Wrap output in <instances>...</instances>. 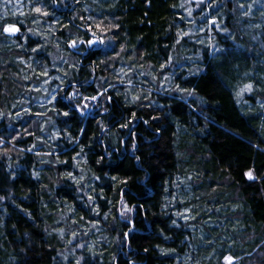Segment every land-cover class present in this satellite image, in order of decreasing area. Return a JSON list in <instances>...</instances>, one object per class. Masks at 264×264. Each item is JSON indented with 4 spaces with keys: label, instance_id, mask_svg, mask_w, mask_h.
Masks as SVG:
<instances>
[{
    "label": "trees",
    "instance_id": "16d2710c",
    "mask_svg": "<svg viewBox=\"0 0 264 264\" xmlns=\"http://www.w3.org/2000/svg\"><path fill=\"white\" fill-rule=\"evenodd\" d=\"M9 3L0 264H62L68 246L71 264H264V0ZM60 64L50 109L14 120Z\"/></svg>",
    "mask_w": 264,
    "mask_h": 264
},
{
    "label": "rangeland",
    "instance_id": "374dc122",
    "mask_svg": "<svg viewBox=\"0 0 264 264\" xmlns=\"http://www.w3.org/2000/svg\"><path fill=\"white\" fill-rule=\"evenodd\" d=\"M8 4L11 5V3H9V0H0V15H1V12L3 10H8L7 9ZM8 27H6V28H8ZM14 28H17V27H14ZM16 32H14V33H16ZM6 33L12 34L11 32H6ZM4 41L6 43H4L3 41H1V42L3 44H7L9 46V48H10V45L11 44L13 45V43H14V42H11L8 39L7 40H4ZM91 42L92 43L90 45H95V46L98 45V40H94V41H91ZM73 50H77V49L73 46ZM229 55H233V52L232 51H229ZM12 62H23V63H26L22 58H19V57H14L13 60H12ZM61 67H62V64H60L58 67L56 65L54 67V69L56 70V72L49 73V76L46 77V78H44V80H42L41 82H35V81H33L31 83V85H30V92L26 93V96L22 99V101L19 104L16 112L12 114V118L14 120H17V119L18 120L19 119L22 120L26 116H30V115L33 116V114H34V116H40L41 113H44V112H46L47 110L50 109L51 105H53V102L55 101L56 97L59 94V92H58L59 88L63 84L64 77L59 72V70H60ZM119 73L120 74H125V72L122 73V71L119 72ZM132 74H136V72L131 73V75ZM142 74H143L142 72H139V75H142ZM167 77L165 76V78L163 79V82L161 84L162 87H169V81L170 80ZM247 85H251V83L250 82H247V83L244 82L243 86L239 90L238 89L236 90V95L238 97V100L240 102L245 103V104L246 103L249 104V101L248 100H251L249 98H247L248 100H246L245 99V97H247L246 95H249L250 97L252 96L251 91H249V89L246 87ZM61 89H62V87H61ZM66 91H67L66 89L63 91V95L64 96H65V92ZM243 93H244V95H243ZM97 100H99V99L98 98L91 99V100L89 99V100L83 101V103H81L82 102V99H80V100H77L76 103L78 104L77 107H80L81 104H84L85 105L84 113L86 114L88 112L93 111L94 107H96ZM32 118H34V117H32ZM26 119L27 118H25L24 120H26ZM41 119H42L41 123H42V128L43 129L46 128V126L48 127V125L51 123L49 114H44L41 117ZM51 125H52V123L50 124L49 127H51ZM54 134H55V130H53L52 134H50L48 132V130H46V131L44 130V139L45 140H43L42 142L44 144H46L47 143L46 140H47V141H49V144H51L52 141H53ZM46 146H48V144H46ZM128 212H129V210L128 209H125V215H127ZM74 220H75V218H73V217L70 220L71 221V224H72V225H69L68 226V227H70V230H73V228H74V226H73V222H75ZM100 231H102V230L99 229V228H95L94 231H93V233H91V235L94 237L98 233H101ZM67 239H69V238H67ZM73 242H74V240H73ZM72 250H74V246L73 247H69V246L67 247V254H64V257L61 258V263L62 264H71L70 261L73 258L69 254L72 252ZM73 261H74V259H73ZM226 261L229 263V259L228 258L226 259ZM231 262H233V258L231 259ZM73 264H76V263L73 262Z\"/></svg>",
    "mask_w": 264,
    "mask_h": 264
},
{
    "label": "snow or ice",
    "instance_id": "6c2138e0",
    "mask_svg": "<svg viewBox=\"0 0 264 264\" xmlns=\"http://www.w3.org/2000/svg\"><path fill=\"white\" fill-rule=\"evenodd\" d=\"M37 11H39V9H37ZM4 31H5V32H11V33H14V32H16V31H18V29L14 28V27H12V26H9L8 28H5ZM90 43H91V41H90ZM246 87H247L249 90L251 89V85H247ZM92 99H96V97H92ZM65 115H68V113H65ZM246 175H247L248 179H250V180L255 179V177L252 175L251 172L246 173ZM228 259H229V264H231V259H232V258L229 257Z\"/></svg>",
    "mask_w": 264,
    "mask_h": 264
},
{
    "label": "water",
    "instance_id": "95a60500",
    "mask_svg": "<svg viewBox=\"0 0 264 264\" xmlns=\"http://www.w3.org/2000/svg\"><path fill=\"white\" fill-rule=\"evenodd\" d=\"M74 44V43H73Z\"/></svg>",
    "mask_w": 264,
    "mask_h": 264
}]
</instances>
